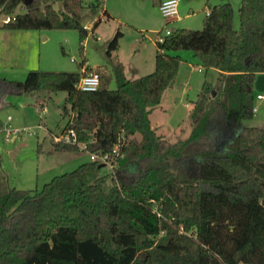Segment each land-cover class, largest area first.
<instances>
[{
  "label": "trees",
  "instance_id": "trees-1",
  "mask_svg": "<svg viewBox=\"0 0 264 264\" xmlns=\"http://www.w3.org/2000/svg\"><path fill=\"white\" fill-rule=\"evenodd\" d=\"M1 7L15 16L3 27L87 34L84 0H0ZM209 11L202 30L175 28L156 41L153 72L129 79L116 66L114 89L111 75L89 66L85 72L101 77L95 91L78 89L82 71L0 78V92L65 91L64 131L73 129L86 151L110 153L129 176L103 174L105 165L90 160L40 191L12 188L0 198V264H264V127L247 125L256 116V76L264 73V0H242L238 28L231 3ZM122 35L110 40L109 55ZM182 50L220 78L204 82L190 136L169 144L151 114L179 72L174 53Z\"/></svg>",
  "mask_w": 264,
  "mask_h": 264
},
{
  "label": "rangeland",
  "instance_id": "rangeland-1",
  "mask_svg": "<svg viewBox=\"0 0 264 264\" xmlns=\"http://www.w3.org/2000/svg\"><path fill=\"white\" fill-rule=\"evenodd\" d=\"M162 0H84L81 38L78 29H12L3 27L0 19V78L25 80L31 70L81 72L82 64L99 68L111 75L109 86L117 87L114 68L121 66L129 79L155 70L156 41L166 27L202 30L207 11L222 3H231L235 10V27H240L239 9L242 0H181L178 19L169 22L162 15ZM18 12H24L21 4ZM107 9L112 16L104 14ZM189 14V15H188ZM99 22L95 31L94 23ZM122 31L119 47L108 54L110 40ZM182 58L179 72L165 93L161 105L151 114L157 134L167 143L188 138L193 129L192 111L205 81L219 83L220 73L206 69L191 50L178 53ZM65 91L25 93L0 92V198L12 188L40 191L54 177L75 170L91 160L86 150H56L53 136L61 135L69 121L65 108ZM259 112L247 122L264 127V100L256 101ZM9 116L12 129H21L7 137ZM31 133V134H29ZM220 140V139H218ZM220 145L221 143L218 142ZM102 164L103 162L100 161ZM136 166H131L133 170ZM193 170L189 168V172ZM103 174L129 176L109 165ZM134 173H137L134 172Z\"/></svg>",
  "mask_w": 264,
  "mask_h": 264
},
{
  "label": "built area",
  "instance_id": "built-area-1",
  "mask_svg": "<svg viewBox=\"0 0 264 264\" xmlns=\"http://www.w3.org/2000/svg\"><path fill=\"white\" fill-rule=\"evenodd\" d=\"M181 0H162L160 2L159 8L162 13V15L167 19L168 23L172 22L176 19L179 18V4ZM3 8H0V19L3 14L2 12ZM209 10L207 11V15L209 14ZM15 19L14 15H6L5 18L3 19V24L8 23L12 20ZM173 32V28L166 27L164 30L163 35H160L158 37L159 42H163L165 37L170 35ZM101 85V77L100 74L94 70L91 72H83V75L79 79L77 83L78 89L82 91H95L97 90ZM256 100H264V92L259 93L257 92L256 95ZM254 113L257 114L259 111V107L256 104L254 109ZM12 117L9 116V120H11ZM7 137L14 132V133H19L21 129H12L8 127L7 129ZM31 134V133H29ZM53 142L54 143H71V144H78L81 149L86 150V144L85 143H79L77 140V135L76 132L73 129L64 131L61 135H54L53 136ZM89 152V151H88ZM114 152L119 155L118 153V144L114 147ZM90 153V158L92 161H102L105 165H109L113 170H117L118 168V163L116 160L113 158V156L110 153H94V152H89Z\"/></svg>",
  "mask_w": 264,
  "mask_h": 264
},
{
  "label": "water",
  "instance_id": "water-1",
  "mask_svg": "<svg viewBox=\"0 0 264 264\" xmlns=\"http://www.w3.org/2000/svg\"><path fill=\"white\" fill-rule=\"evenodd\" d=\"M31 0H26V4H29ZM175 27H173V30ZM254 89L256 92L263 93L264 92V73H259L256 76V80L254 83ZM105 164L102 163L101 166H104Z\"/></svg>",
  "mask_w": 264,
  "mask_h": 264
},
{
  "label": "crops",
  "instance_id": "crops-1",
  "mask_svg": "<svg viewBox=\"0 0 264 264\" xmlns=\"http://www.w3.org/2000/svg\"><path fill=\"white\" fill-rule=\"evenodd\" d=\"M103 12H104L105 15L108 14L109 16H112V14L109 13L107 9H104ZM188 15H189V14H188ZM179 18H180V17H179ZM97 26H98V25H97ZM97 26L95 27V29L97 28ZM93 27H94V25H93ZM175 28H176V27H175ZM95 29H93V30L95 31ZM156 47H157V46H156ZM156 51H157V49H156ZM155 56H156V53H155ZM86 67H87V65H84V66H83V68H82V72L85 71ZM261 101H262V100H261ZM161 103H162V102H161ZM160 105H161V104H160ZM160 105H159V106H160ZM159 106H157L155 109H157ZM258 112H259V111H258ZM12 120H13V118H12L11 120L8 121V125H9L8 127H10V128H11V124H10V123H11ZM8 127H7V128H8ZM7 128H6V129H7ZM6 129H4V130H6ZM10 136H11V135H10Z\"/></svg>",
  "mask_w": 264,
  "mask_h": 264
}]
</instances>
